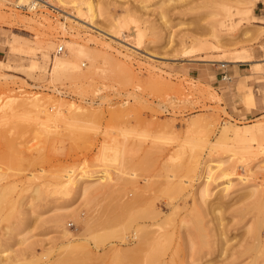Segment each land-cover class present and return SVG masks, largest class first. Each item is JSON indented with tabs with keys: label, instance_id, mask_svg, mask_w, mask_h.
Wrapping results in <instances>:
<instances>
[{
	"label": "rangeland",
	"instance_id": "obj_1",
	"mask_svg": "<svg viewBox=\"0 0 264 264\" xmlns=\"http://www.w3.org/2000/svg\"><path fill=\"white\" fill-rule=\"evenodd\" d=\"M11 1L0 264H264V196L252 193L264 194V0ZM31 95L50 113L73 108L47 118L22 103ZM223 126L255 136L222 138ZM221 160L202 194L203 163Z\"/></svg>",
	"mask_w": 264,
	"mask_h": 264
},
{
	"label": "bare ground",
	"instance_id": "obj_2",
	"mask_svg": "<svg viewBox=\"0 0 264 264\" xmlns=\"http://www.w3.org/2000/svg\"><path fill=\"white\" fill-rule=\"evenodd\" d=\"M0 1H5V2H7V3H12V1L11 0H0ZM34 0H17L15 3H13V5L15 4V5H26L27 6V8H29V9H33V8H36L37 6H40V5H48V6H53V4L51 3V0H41V2L40 3H34L33 2ZM59 4H65L66 2H67V0H56ZM236 4H238V5H240V4H246V5H248V6H251V5H253V2H254V0H233ZM75 8H76V10H77V13H80V7L78 6V5H76L75 6ZM88 13L90 14V19H91V21H93V17L95 16V13H94V9H93V7H92V5H91V3L90 2H88ZM66 14V13H65ZM61 29H62V31H63V33H65L66 32V27H65V25H63V24H61ZM22 37V36H21ZM18 38V37H17ZM20 39V38H19ZM14 40V39H13ZM13 40L11 41V43L13 42ZM16 42V41H15ZM19 43V42H18ZM13 44H15V45H12L10 48H11V50L13 51V52H20L21 53V51H22V46H20V44H17V43H13ZM16 44H17V46H16ZM11 45V44H10ZM23 45V44H22ZM60 46V45H59ZM58 46V47H59ZM57 47V48H58ZM57 48H56V52H57ZM31 49V48H30ZM80 48L79 47H76L75 46V48H73V50H75V52H77V54H80V50H79ZM26 50V49H25ZM33 50V49H32ZM31 50V51H32ZM35 50V49H34ZM10 51V50H9ZM27 51V50H26ZM26 51L24 52V53H26ZM30 51V52H31ZM29 53V52H28ZM60 53V52H59ZM237 60H239V59H235V61H237ZM57 63L58 64H61V65H64V64H68V60L67 59H64V58H62V57H58L57 58ZM52 65V64H51ZM11 98V97H10ZM246 98L248 99V100H252V98H253V95L251 94V93H247L246 94ZM22 99V98H21ZM59 100V99H58ZM22 103H25L26 104V106L27 105H31V106H33L34 107V109L36 108V110H39V111H41V112H43L44 114H43V116L45 115L47 118H50L51 116H54L55 117V115L54 114H57L58 115V113H60V112H62L61 111V109H66V110H63V111H67L68 109H71V108H73V104H66L65 105V107L64 108H62V106L63 105H61V103H59L60 104V106H58L59 108H56V107H54V108H56V110L57 111H55V113H50V111H49V109L44 105V102H43V99L41 100V97H38V95H31V96H27V97H25V98H23L22 99ZM62 102V101H61ZM251 101H249V103H250ZM21 103V104H22ZM54 104V103H53ZM58 104V105H59ZM55 105V104H54ZM22 106H24V104L22 105ZM18 108H20L19 106H18ZM13 110V109H12ZM47 118H45V119H47ZM44 119V120H45ZM52 119V118H51ZM50 119V120H51ZM48 121V120H47ZM254 130H239V129H236V128H232V129H230V128H228L227 126H223L222 127V129H221V131H220V136L222 137V138H227V137H230V138H232V139H235V140H238V141H246V140H248L249 138H251V137H253V136H255L254 135ZM241 146L240 147H242L243 149H251L252 147H254V145H252L251 143H249L248 141H247V143H245V144H240ZM254 148H256V147H254ZM226 161H223V160H221L220 162H219V164H217V165H214V164H211L210 163V161H205L204 163H203V171H202V173H201V177H202V179H201V187H200V191L202 192V194H208V192L210 191V189H209V184H210V182H211V180L213 179V174H214V172H213V170H214V168L215 167H220L221 165H222V163H225ZM67 174V173H66ZM92 175V174H91ZM65 176H69V175H65ZM97 176V177H96ZM95 176V178H93V179H90V180H93V181H100V180H103L104 178H105V174L103 173V172H100L98 175H96ZM222 177V176H221ZM227 177V176H226ZM224 178V177H223ZM244 178V177H243ZM245 179V178H244ZM244 179H242V181H244ZM229 181V180H228ZM246 181V180H245ZM228 183H230V182H228ZM227 184V183H226ZM231 184V183H230ZM230 184H229V186H230ZM228 185V184H227ZM227 185H225V186H227ZM254 188L252 189V193L254 194V195H256V196H258V197H260V198H262L263 196H264V194H263V192H262V190L261 189H257L258 187L256 186H253ZM227 188V187H226ZM159 225V224H158ZM161 227V226H160ZM160 227L158 226V227H156L157 229H155L154 231L155 232H153V233H155V234H153V235H156L157 237H158V235H160L161 234V232L162 231H160ZM162 230V229H161ZM62 231H63V234L65 235L66 234V229H64V228H62ZM136 232V231H135ZM68 234V233H67ZM137 235V234H136ZM152 235V236H153ZM139 239V238H138ZM154 240V239H153ZM139 241H140V243H141V241H145V239L143 240V237L141 238V239H139ZM147 242V241H146ZM152 242V241H151ZM146 245V244H145ZM239 254H241V253H239ZM254 262H255V259L254 258H252V261H251V263L252 264H254Z\"/></svg>",
	"mask_w": 264,
	"mask_h": 264
},
{
	"label": "crops",
	"instance_id": "obj_3",
	"mask_svg": "<svg viewBox=\"0 0 264 264\" xmlns=\"http://www.w3.org/2000/svg\"><path fill=\"white\" fill-rule=\"evenodd\" d=\"M257 1H259V0H257ZM259 63V62H258ZM240 65V64H239ZM238 65V66H239ZM222 73H223V70H221V71H219V70H217L216 71V73H215V79L216 80H218V78L222 75ZM214 82V81H213ZM247 93H251L252 94V92H250V91H248ZM246 93V94H247ZM253 95V94H252ZM255 106V99H254V96H253V107Z\"/></svg>",
	"mask_w": 264,
	"mask_h": 264
},
{
	"label": "built area",
	"instance_id": "obj_4",
	"mask_svg": "<svg viewBox=\"0 0 264 264\" xmlns=\"http://www.w3.org/2000/svg\"><path fill=\"white\" fill-rule=\"evenodd\" d=\"M33 2H34V3H40L41 0H34ZM22 6H23V5H22ZM62 50H63V46L60 45V46L57 48V53L61 52ZM221 78H222V79L226 78V74H224V72L222 73Z\"/></svg>",
	"mask_w": 264,
	"mask_h": 264
}]
</instances>
